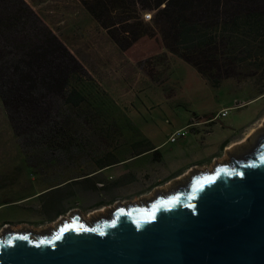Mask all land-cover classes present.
I'll list each match as a JSON object with an SVG mask.
<instances>
[{
    "label": "rangeland",
    "instance_id": "374dc122",
    "mask_svg": "<svg viewBox=\"0 0 264 264\" xmlns=\"http://www.w3.org/2000/svg\"><path fill=\"white\" fill-rule=\"evenodd\" d=\"M26 1L90 74L89 77L73 81V86L85 96L80 107L76 108L75 118L79 124L74 139L61 152L32 153L33 160H38L36 167L43 175L61 172L62 169L65 175L67 172L74 175L87 173L93 166L92 162L108 161L112 157L110 150L124 145L120 142L123 141L121 136H140L144 131L155 130L159 123L170 126L176 120V113L195 114L199 119H204L210 116L209 111L220 112L222 107L228 106L231 103L228 99L233 97L234 104L229 107L227 118L224 117V121L220 118L218 122L219 130L226 129L222 132L232 133L226 119L236 124L248 122L256 110L264 108V66L240 63L239 77H232L225 82L224 79L220 85L214 86L194 66L166 48L160 27L153 25L152 21H146L148 34L131 49L123 51L82 0ZM144 12L155 14L154 10H145L141 14ZM257 94L262 97H256ZM258 126L254 129H264V125L261 128ZM228 158L227 152L223 150L217 159H212L203 168L210 169L218 161L223 162ZM10 167L18 170L30 166L19 147L0 97V169ZM23 172L22 177L25 176ZM175 184L151 189L140 200L150 199L156 192L171 189ZM71 188L59 186L43 192L37 205L31 208L32 213L53 214L66 201L85 204L88 199L86 195L68 199L67 193ZM121 190H117L115 183L110 182L102 189L94 190V193L112 199ZM130 201L118 200L116 204ZM115 205L90 217L95 219L100 214L105 215ZM35 221L31 217H22L12 223H19V229L35 230ZM3 227L8 228L10 224Z\"/></svg>",
    "mask_w": 264,
    "mask_h": 264
},
{
    "label": "trees",
    "instance_id": "16d2710c",
    "mask_svg": "<svg viewBox=\"0 0 264 264\" xmlns=\"http://www.w3.org/2000/svg\"><path fill=\"white\" fill-rule=\"evenodd\" d=\"M82 2L123 51L148 34L141 13L154 10L166 48L214 86L239 77L240 63L264 66V0ZM89 76L26 0H0V97L30 167L32 153L61 152L74 139L85 96L73 81Z\"/></svg>",
    "mask_w": 264,
    "mask_h": 264
},
{
    "label": "water",
    "instance_id": "95a60500",
    "mask_svg": "<svg viewBox=\"0 0 264 264\" xmlns=\"http://www.w3.org/2000/svg\"><path fill=\"white\" fill-rule=\"evenodd\" d=\"M152 199L5 228L0 264H264V129Z\"/></svg>",
    "mask_w": 264,
    "mask_h": 264
},
{
    "label": "crops",
    "instance_id": "0c3cea01",
    "mask_svg": "<svg viewBox=\"0 0 264 264\" xmlns=\"http://www.w3.org/2000/svg\"><path fill=\"white\" fill-rule=\"evenodd\" d=\"M230 80L231 78H227L224 82ZM256 97L262 96L257 94ZM234 100L233 97L229 98L228 101L231 103L220 110L233 107ZM209 112L210 116L204 119H199L195 114L191 116L176 113V120L170 126L159 123L155 130L151 127V130L144 131L140 136H121L123 141L120 142H123L124 145L113 147L110 150L112 157L108 161L104 163H101L102 160L99 163L92 162V168L84 174L74 175L67 172L65 175L66 173L62 169L61 172L43 175L37 167L18 170L13 167L1 168L0 231L4 230L3 226L7 224H10L13 229H19V223L14 224L12 221L22 217H31V219L37 220L35 221L37 226L34 228L40 231L53 227L55 223L67 215L73 214L77 209L83 210L88 215H93L101 210L106 211L118 200L121 202L125 200L138 201L151 189H160L184 181L191 172L204 169L203 167H206L212 159H217L223 150L227 151L233 146L248 141L257 132L256 130L248 136L251 130L257 127L261 119L264 118V108H261L254 112L248 122L236 124L235 121L226 119L233 130L232 133L222 132L226 129L219 130V120H216L210 124H201L192 128L185 137H180L176 142H168L169 136L174 131L184 128L193 118L203 122L211 119L219 110ZM223 118L221 117V120ZM206 131L209 134H204ZM22 171H24V177H22ZM110 182L115 183L117 190L123 189L114 198L105 199L101 194L94 193ZM59 186L72 187L67 193L69 200L86 195L88 196L87 202L77 205V202L72 204L71 201H66L53 214L32 213L31 208L37 205L42 193Z\"/></svg>",
    "mask_w": 264,
    "mask_h": 264
},
{
    "label": "built area",
    "instance_id": "2783aa9c",
    "mask_svg": "<svg viewBox=\"0 0 264 264\" xmlns=\"http://www.w3.org/2000/svg\"><path fill=\"white\" fill-rule=\"evenodd\" d=\"M143 19L145 21H151L153 19V15L152 13H147V12H144L143 13ZM229 109L230 108H225L223 110H221L220 112L216 113L213 115V117L209 120H205V121H200V120H197L195 118H193L191 120V122H189L184 128L182 129H178L176 131H174L168 138V142H176L180 137H185L189 131L192 129V128H195V127H198L200 126L201 124H204V125H207V124H210L211 122L213 121H216V120H219L221 117H225L228 115L229 113ZM168 121V120H167ZM204 134H209V132H204Z\"/></svg>",
    "mask_w": 264,
    "mask_h": 264
},
{
    "label": "bare ground",
    "instance_id": "6f19581e",
    "mask_svg": "<svg viewBox=\"0 0 264 264\" xmlns=\"http://www.w3.org/2000/svg\"><path fill=\"white\" fill-rule=\"evenodd\" d=\"M259 123H260L259 126H258V125H257V126H258V128H261V127L264 125V118H263L262 121L259 122ZM256 129H257V128H256ZM256 129L253 128V129L251 130V132L249 133L248 136H250L251 134H253L254 132H256ZM243 142H244V141H243ZM218 163H220V161H218ZM203 170H206V169H203ZM153 197H154V196H153ZM153 197H152V198H153ZM152 198H150V199H152ZM138 201H139V200H138ZM132 202H137V201H132ZM139 202H140V201H139ZM116 205H117V204H116ZM101 212H105V210H103V211L101 210L99 213H101Z\"/></svg>",
    "mask_w": 264,
    "mask_h": 264
},
{
    "label": "flooded vegetation",
    "instance_id": "af4514ba",
    "mask_svg": "<svg viewBox=\"0 0 264 264\" xmlns=\"http://www.w3.org/2000/svg\"><path fill=\"white\" fill-rule=\"evenodd\" d=\"M79 212V211H78ZM83 217H85L86 219H92V217H90L91 215H88L86 213H84V211H80L79 212ZM71 215V214H70ZM69 216V215H68Z\"/></svg>",
    "mask_w": 264,
    "mask_h": 264
}]
</instances>
